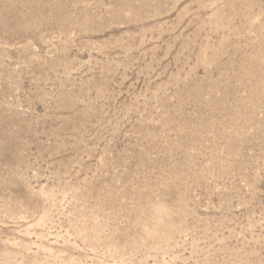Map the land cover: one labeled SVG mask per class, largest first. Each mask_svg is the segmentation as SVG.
<instances>
[{"label":"rangeland","instance_id":"1","mask_svg":"<svg viewBox=\"0 0 264 264\" xmlns=\"http://www.w3.org/2000/svg\"><path fill=\"white\" fill-rule=\"evenodd\" d=\"M0 264H264V0H0Z\"/></svg>","mask_w":264,"mask_h":264}]
</instances>
